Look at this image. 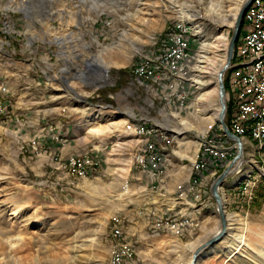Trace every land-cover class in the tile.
I'll return each instance as SVG.
<instances>
[{"label": "rangeland", "instance_id": "1", "mask_svg": "<svg viewBox=\"0 0 264 264\" xmlns=\"http://www.w3.org/2000/svg\"><path fill=\"white\" fill-rule=\"evenodd\" d=\"M244 1L0 0V241L22 239L10 254L0 242V264H109L111 230L121 233L117 244L134 248L135 264H190L216 236L197 264L263 261L252 250L232 253L264 237V142H244L219 187L223 233L211 187L237 150L192 170L204 138L233 146L205 119L218 107L201 101L212 75L195 68L205 56L221 58L223 51L202 46L223 33L228 49L232 27L202 15L213 5L224 18ZM186 6L200 14L201 31L180 16ZM177 22L189 29L187 68L156 83L139 77ZM237 46L224 82L238 71ZM235 86L228 84L229 99ZM108 125L99 143L85 139ZM84 155L97 165L80 177L70 163L86 166Z\"/></svg>", "mask_w": 264, "mask_h": 264}, {"label": "bare ground", "instance_id": "2", "mask_svg": "<svg viewBox=\"0 0 264 264\" xmlns=\"http://www.w3.org/2000/svg\"><path fill=\"white\" fill-rule=\"evenodd\" d=\"M196 1L198 3L202 2V0H196ZM249 6H253V9L247 7V9L245 10V12L243 14V20H244L243 30L244 31H248L250 29V19L253 18V12H260L261 0H253L249 4ZM240 8H241V6H240V4H238L236 6V8H234V10H232L233 13H230V14H228L227 17L225 16L223 18L222 16L218 15L217 12L214 11L213 5H210L208 8H206V14L202 15V18L212 20L216 26L221 27V24L223 23V24H226L227 27L230 28V27L234 26L235 18H236L238 11L240 10ZM187 9H190L189 6L180 8L179 9L180 16L185 18V19L187 18L190 21L191 25H193V27L196 31H201V25L196 24V21H197V23L199 21L198 19H199L200 14H198L194 10H191V9L187 10ZM173 28H177L178 32H180V36L182 39H187L188 34H189V32H188L189 29L182 22L175 23L174 26L172 27V29ZM172 29L167 34V37H166V40H167L166 43L167 44H168V42H172ZM182 39H175V44H170V45L166 44L165 50H163V52H161L157 58L147 59L148 61H151L152 64H151V66L146 68V75H151V79L153 78L155 83L164 81L166 78H169L170 76H173L174 74H179L181 71L184 70L183 66H178V57H177L178 46H182ZM227 41L228 40L226 39V36L223 33H220L219 36H217V38H215L213 42H211V43L207 42L206 44H203V46H202L203 51L208 52V51H210V49H214L215 51H223L224 54L221 56L220 59H216L213 57H211L212 58L211 59V58H208L205 56V57H203L204 61L203 60L201 62L198 61V64H202V66L199 65V66L195 67L196 69H198L200 74L209 73L212 75L211 81L213 82L212 83L213 86L209 91L204 92L201 95V101L204 100L207 102H211L212 104L215 103L216 106H218V104H217V97H218L217 74H218L219 70L226 63V57H227V51L226 50H227V44H228ZM167 52H170V54L168 55V60H167V54H166ZM236 59H242V43L237 48ZM179 60H186V53H179ZM263 62H264V55H256L255 58L247 59L245 61V68H259V63H263ZM120 64H121V62L116 61V62L112 63V66L118 67V66H120ZM234 68L236 70H238V64L237 63L235 64ZM171 69H172V72H171ZM151 79H149V80H151ZM201 82H203V81H201V80L199 81V79H198V81L196 80V83H199L200 86H203L207 83V82H203V83H201ZM235 88L236 89L234 91L233 99H236L237 85L235 86ZM218 109H219V106L217 107V109L212 111L211 115L206 116L205 119L207 120V122L208 121H209V123L215 122V118H216V114L218 112ZM199 111H204V110L201 109ZM260 122H261V115L260 114H252L251 117H244L242 124L239 125V129L237 131V137H240V138H246L247 137L251 141H254L257 143L264 142V119H263V126L259 127V131H257V134H254V137H252V132L248 131L249 125L257 124ZM122 125L127 127V129L129 130V132L131 134L134 133L133 128L127 126L125 122H122V123L120 122V126H122ZM110 128H111L110 126L109 127L104 126V128H101V130H97V129L96 130H90V132L87 133V137H88V139L92 138V140H95L96 143H99L98 137L105 135L106 132L111 130ZM176 134H179V133H176ZM261 138H263V139L261 140ZM204 139L209 140V139H211V137H206ZM201 142L202 143L200 144L197 156L195 154L196 160L192 166V170H194V171H198L201 168L198 165L203 160L204 150H206V143H204L203 141H201ZM200 153L202 155L201 157H200ZM227 155L228 154H224L222 156L221 162L225 161ZM195 156L193 157V159H195ZM136 160L138 162H140V156H137ZM70 166L73 167V169L74 168L76 169V173L78 175H80V177H86V175H84V172H82V167H84L85 165H84V163H81L80 160L72 159ZM125 188H127V186ZM222 211L224 213H226L224 204H222ZM176 233H179V230H176ZM1 239H4V238H2V236H1ZM21 241H22V239L18 236L15 238H6L3 241L1 240L0 242H2L3 244H5V246H7V253L10 254L9 252H11V250L15 247V245H19V243ZM240 241L242 242V240H240ZM254 243H256V245H257V247L254 249H251L250 245L249 244L247 245V243H245V241L242 242V244L239 243L238 247H236L234 249V253H232V256L235 257L238 255H242V253L244 252V250H243V248H244L247 250L254 251V253L256 254L255 257L261 258L263 260L262 262H257V261H256V263L253 262V264H264V237L261 238L259 240V242H254ZM129 247H131V246L128 244H117L116 243V245H114L112 247V252H111L109 264H124V258H126L127 255H129ZM134 256H135V251L128 256V263H134Z\"/></svg>", "mask_w": 264, "mask_h": 264}, {"label": "built area", "instance_id": "3", "mask_svg": "<svg viewBox=\"0 0 264 264\" xmlns=\"http://www.w3.org/2000/svg\"><path fill=\"white\" fill-rule=\"evenodd\" d=\"M252 8L253 6H248ZM241 43H242V59H237L238 71L232 73L228 84L237 85L236 99H229L226 92V111L229 109V130L237 136L239 125L242 124L244 117H251L252 114H260L261 122L257 124L249 125L248 131L252 132V137L257 134L259 127L263 126L264 119V62L259 63V68H245V61L247 59L255 58L256 55H264V0H261L260 12H253V18L250 19V29L248 31H241ZM175 39H182L180 32L177 28L172 29V42H168L167 45L175 44ZM189 39H182V46H178L177 57L178 66L187 68L189 63ZM179 53H186V60H179ZM167 60L170 52H167ZM136 71L137 68H136ZM172 72V69H171ZM144 75L146 80L151 79V75H146V70L139 73V77ZM137 77V82H141V79ZM141 128V125H139ZM137 131V130H135ZM263 138H261L262 140ZM206 143V150H204V158L198 166L201 167V171L212 165V162L220 163L224 154H231L233 148H236L233 144L232 147L222 145L214 137L209 140H202ZM259 142V141H258ZM146 152V150L144 151ZM93 157L86 158V166L82 167L84 175H88L89 162H94ZM140 162H143V158L140 156ZM185 186V185H184ZM247 185L244 188L245 198L247 200ZM115 225H122L120 218H115ZM121 233H116L111 230V241L119 243ZM133 247H129V255L134 252ZM124 258V264L128 263V256ZM118 257V256H117Z\"/></svg>", "mask_w": 264, "mask_h": 264}, {"label": "water", "instance_id": "4", "mask_svg": "<svg viewBox=\"0 0 264 264\" xmlns=\"http://www.w3.org/2000/svg\"><path fill=\"white\" fill-rule=\"evenodd\" d=\"M252 1L253 0H245L243 2V5L241 6L240 10L238 11V13L236 15L234 26L232 27V35L230 37L229 45H228V49H227L226 63L219 70V72L217 74V82H218L217 104L219 106V109H218V112L216 114L215 123L219 126V129H220L223 137L225 139H227L229 142L233 143L236 147V150H237L236 156L230 161V164L227 165V167L221 172V174L214 180L212 187H211V193H212L214 200L217 204V210L219 213L220 224L222 226L221 233H223V231L225 229L226 219H225L224 214L222 212V202H221V195L219 192V187L222 184V182L230 174H232L234 172L233 167H234V164L236 163V161L241 160L243 157V142H242V140L239 139L237 136H235L229 130V128L225 122V117H226V90L224 87V74L229 69L230 65L232 64L233 57H234V48L236 46V42H237V39L239 36V30H240V27L242 24L243 14ZM87 70L88 69H86V71ZM103 76H106V72L102 73V77ZM100 77H101V75H100ZM84 82L86 85L91 84L88 82L86 83V81H84ZM93 84H95V83H93ZM219 237L220 236H216V237L212 238L211 240L206 242L204 245H202L201 247L196 249L192 255V260H191L190 264H197V259L200 256V253L202 252V250H204L206 247H208L212 243H214Z\"/></svg>", "mask_w": 264, "mask_h": 264}, {"label": "crops", "instance_id": "5", "mask_svg": "<svg viewBox=\"0 0 264 264\" xmlns=\"http://www.w3.org/2000/svg\"><path fill=\"white\" fill-rule=\"evenodd\" d=\"M158 131L156 130L155 131V133L148 139V141H149V143H151L152 141H153V139H154V137H156V133H157ZM85 138L87 139V140H90V138L88 139V137L87 136H85ZM99 138V137H98ZM241 140H242V142L244 143V142H246L247 140L248 141H251V140H249V139H247V138H245V139H242V138H240ZM90 141H92V138H91V140ZM93 141H95V140H93ZM144 142L143 143H145V141H147L146 139H144L143 140ZM225 142H226V140H224ZM96 142V141H95ZM228 143H229V141H228ZM142 144V143H141ZM247 145H249L250 147H252L253 149H254V144H247ZM152 146V145H151ZM145 151V150H144ZM147 151V150H146ZM82 155V154H81ZM85 156L86 155H84V158H82L83 159V161L84 162H86V159H85ZM73 158H78V156H75V157H73ZM80 158V157H79ZM93 165L95 166V165H97V162L96 161H94L93 162ZM89 166H90V162H89ZM91 167H89V169H90ZM196 173V172H195ZM87 176V175H86ZM236 188V187H235ZM236 189H238V188H236ZM228 192V191H227ZM223 198V197H222Z\"/></svg>", "mask_w": 264, "mask_h": 264}, {"label": "trees", "instance_id": "6", "mask_svg": "<svg viewBox=\"0 0 264 264\" xmlns=\"http://www.w3.org/2000/svg\"><path fill=\"white\" fill-rule=\"evenodd\" d=\"M243 27H244V20H242V24H241V27H240V30L239 31H242L243 30ZM241 42V39H240V33H239V36H238V39H237V42H236V45H238L239 46V44H241L240 43ZM238 46H237V48H238ZM237 51V50H236ZM224 87H225V90L227 91L228 90V83H227V81L225 80V82H224ZM230 115V112H229V109H227V114H226V120H225V122H226V125L229 127V116ZM222 140H226L223 136H222ZM202 156V155H201ZM203 158H204V156H203ZM220 166H222V165H220ZM220 169V168H219Z\"/></svg>", "mask_w": 264, "mask_h": 264}]
</instances>
